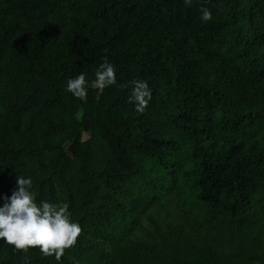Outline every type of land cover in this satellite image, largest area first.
<instances>
[{
  "label": "trees",
  "instance_id": "16d2710c",
  "mask_svg": "<svg viewBox=\"0 0 264 264\" xmlns=\"http://www.w3.org/2000/svg\"><path fill=\"white\" fill-rule=\"evenodd\" d=\"M202 2L0 0V196L30 176L69 203L59 264H264V0H207L206 23ZM0 264L57 261L0 241Z\"/></svg>",
  "mask_w": 264,
  "mask_h": 264
},
{
  "label": "clouds",
  "instance_id": "9594fccd",
  "mask_svg": "<svg viewBox=\"0 0 264 264\" xmlns=\"http://www.w3.org/2000/svg\"><path fill=\"white\" fill-rule=\"evenodd\" d=\"M183 3L191 7L193 0H183ZM206 3L207 0H203L198 8L200 20L205 23L213 19ZM130 83L128 100L135 105L136 112L143 113L152 100V89L144 79ZM88 85L86 74L80 72L66 79L65 91L86 102ZM114 85H117L116 67L104 57L94 69L96 98L99 99L105 88ZM32 184L30 176H16V187L11 194L0 196V241L24 252L32 247L38 248L43 256L54 257L59 264L65 250L76 245L81 226L71 219L68 202H37L31 191Z\"/></svg>",
  "mask_w": 264,
  "mask_h": 264
}]
</instances>
